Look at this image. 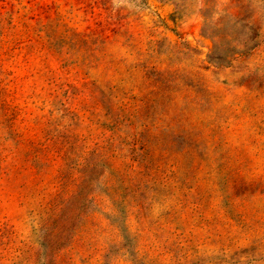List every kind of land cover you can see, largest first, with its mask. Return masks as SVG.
Wrapping results in <instances>:
<instances>
[{
	"label": "rangeland",
	"instance_id": "374dc122",
	"mask_svg": "<svg viewBox=\"0 0 264 264\" xmlns=\"http://www.w3.org/2000/svg\"><path fill=\"white\" fill-rule=\"evenodd\" d=\"M0 264H264V0H0Z\"/></svg>",
	"mask_w": 264,
	"mask_h": 264
}]
</instances>
